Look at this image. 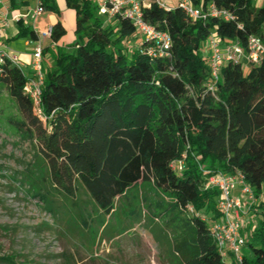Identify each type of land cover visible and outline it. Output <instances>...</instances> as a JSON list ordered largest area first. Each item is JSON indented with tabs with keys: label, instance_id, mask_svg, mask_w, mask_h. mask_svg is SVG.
Returning <instances> with one entry per match:
<instances>
[{
	"label": "trees",
	"instance_id": "1",
	"mask_svg": "<svg viewBox=\"0 0 264 264\" xmlns=\"http://www.w3.org/2000/svg\"><path fill=\"white\" fill-rule=\"evenodd\" d=\"M43 1L46 10L59 12L55 0ZM65 3L76 14L80 41L70 53L58 51L52 68L45 69L43 117L24 91L28 76L22 69L6 63L0 76L23 118L18 131L48 164L54 189L74 201L87 228L77 186L102 222L124 200L127 217L140 223L135 203L144 201L152 217H163L151 234L167 245L168 264H264V57L258 65L226 64L210 92L202 51L212 34L222 45L246 49L249 37L264 45V5L192 0L204 12L208 5L225 11L226 21L193 20L178 6L165 10L153 3L142 10L143 20L167 32L171 45L166 57L151 58L127 19L106 24L91 0ZM65 33L58 20L54 44ZM20 38L35 40V30L20 25L12 40ZM136 38L139 46L128 53L122 46ZM176 161L183 163L180 172L170 168ZM216 174L241 176L253 194L246 217L253 213L255 219L249 218L254 222L241 261L223 259L211 235L210 225L221 217L219 192L206 183ZM137 186L147 188L142 197L130 195ZM37 194L56 214L50 193Z\"/></svg>",
	"mask_w": 264,
	"mask_h": 264
},
{
	"label": "rangeland",
	"instance_id": "2",
	"mask_svg": "<svg viewBox=\"0 0 264 264\" xmlns=\"http://www.w3.org/2000/svg\"><path fill=\"white\" fill-rule=\"evenodd\" d=\"M55 1L59 12L46 10L40 21L54 14L64 23L66 33L58 41V47L54 46L53 39L49 40L51 59L44 62L47 69L52 68L58 51L70 53L80 41L75 12L62 5V0ZM29 2L33 4V0ZM70 12L75 16L69 18ZM25 40L9 42L8 47L18 51L24 47ZM137 42L136 38L122 47L132 53L138 47ZM207 45L205 41L202 48ZM20 68L30 73L23 63ZM20 121L23 118L16 102L0 85V264H67V260L71 264L169 263L167 245L156 242L151 234L154 227H162L163 217H152L144 201L135 203L140 223L135 224L127 217L128 206L124 200L118 203L117 212L110 218L101 216L102 222L85 190L77 186L76 198L81 199L80 209L89 225L85 227L78 219L74 201L54 189L50 168L37 154L35 144L18 131L16 123ZM136 188L138 192L132 189L130 195L142 197L147 190L145 186ZM39 189L54 198L56 214L38 196ZM251 217L255 219L253 213ZM243 253L248 251L244 248Z\"/></svg>",
	"mask_w": 264,
	"mask_h": 264
},
{
	"label": "built area",
	"instance_id": "3",
	"mask_svg": "<svg viewBox=\"0 0 264 264\" xmlns=\"http://www.w3.org/2000/svg\"><path fill=\"white\" fill-rule=\"evenodd\" d=\"M91 1L97 9L98 15L106 20V24H114L121 18L127 19L136 30L140 39L139 44H146V53L149 57L164 58L168 55L171 45L168 33L150 26L143 20L142 16V10L149 8L153 3L160 5L165 10H170L173 7L167 3V0ZM1 5H4L6 10L0 9V76L6 63L13 64L18 68H20L21 63L26 65L20 55L8 47L7 33L11 26L15 23L31 27L35 30L36 39L27 41V44L32 48V53L31 62L28 64L30 73H25L28 76V82L24 91L35 104L37 114L43 117L41 100L46 78L44 67L46 47L44 42L52 39L54 26L49 25L42 31L33 28L31 25L46 11L43 0H35L34 7L28 9L26 13L15 14L11 19L9 18L8 7L5 6V0H0ZM175 6L182 9L193 20H205L207 17L222 18L226 21L230 19L228 13L217 10L213 5H208L204 12L195 7L192 0H176ZM207 41V57L210 68V83L207 87L210 92L215 91V85L220 80L221 70L226 64L245 62L258 65L264 57V45L257 37H249L246 49L238 43L222 45L214 34L210 35ZM182 166V161L170 164V168L177 172L182 170ZM206 187L216 188L219 192L217 208L221 217L217 222L210 225L211 235L218 251L223 259L232 255L236 260L241 261L245 245L244 224L252 225L253 223V220L246 217L250 211L247 206H250L254 201L252 191L239 175L216 174L209 177ZM237 187L240 188V195L234 197L232 191Z\"/></svg>",
	"mask_w": 264,
	"mask_h": 264
},
{
	"label": "crops",
	"instance_id": "4",
	"mask_svg": "<svg viewBox=\"0 0 264 264\" xmlns=\"http://www.w3.org/2000/svg\"><path fill=\"white\" fill-rule=\"evenodd\" d=\"M256 2V5H264V0H255ZM14 3L16 4L15 6H13V3H12V0H5V6L8 7V11H9V18L11 19L15 14H20V13H26V11L32 7L35 6V0H33V4H30L29 0H14ZM167 3L171 6V7H174L176 5V0H167ZM66 4L65 3V0H62V5ZM0 9L1 10H6L4 8V5H1L0 6ZM46 13V12H45ZM44 13V14H45ZM44 14H42L35 23H32V27L35 28V29H39V30H45L49 25H52L54 26L55 23L58 22V19L56 18V16L54 14H49V16L47 18H44L43 21H40V19L44 16ZM72 16H75V15H72V13L70 12L69 13V18L72 17ZM57 20V21H56ZM55 21V22H54ZM54 22V23H53ZM64 25V23H63ZM20 25L19 24H13L11 26V29L8 31L7 33V43H8V46H9V42H13V37L16 35V31L19 29ZM29 39L25 40L24 41V47L20 50H16L15 52H17L22 61L26 64V66L28 67V70L30 72V67L28 66V64L31 62V51H32V48L31 46H29L27 44V41ZM16 41V40H14ZM49 42V43H48ZM51 45V41L49 40H46V43H45V47H46V54H45V60H50L51 59V56L49 55L50 53V47ZM55 47H58L57 44L54 45ZM202 51L205 52V53H208L207 52V46L206 48H202ZM44 60V62H45ZM45 67V66H44ZM47 69V68H45ZM49 69V68H48ZM240 195V188L237 187L235 188L233 191H232V196L234 197H238ZM246 222V220H245ZM249 227V225H247V223L244 224V230H243V235L244 237H246V233H247V228ZM247 230V231H246Z\"/></svg>",
	"mask_w": 264,
	"mask_h": 264
}]
</instances>
